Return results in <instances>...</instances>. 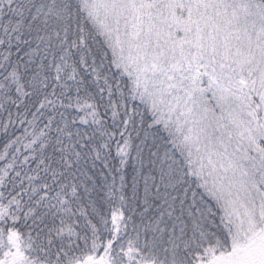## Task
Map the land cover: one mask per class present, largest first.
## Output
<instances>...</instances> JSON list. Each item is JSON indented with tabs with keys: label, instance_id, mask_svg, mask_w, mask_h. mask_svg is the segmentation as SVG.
<instances>
[{
	"label": "snow or ice",
	"instance_id": "1",
	"mask_svg": "<svg viewBox=\"0 0 264 264\" xmlns=\"http://www.w3.org/2000/svg\"><path fill=\"white\" fill-rule=\"evenodd\" d=\"M0 264H264V0H0Z\"/></svg>",
	"mask_w": 264,
	"mask_h": 264
}]
</instances>
